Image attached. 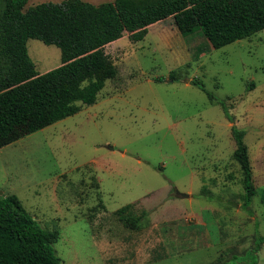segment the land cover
Wrapping results in <instances>:
<instances>
[{"label":"rangeland","instance_id":"374dc122","mask_svg":"<svg viewBox=\"0 0 264 264\" xmlns=\"http://www.w3.org/2000/svg\"><path fill=\"white\" fill-rule=\"evenodd\" d=\"M119 40L104 47L117 75L95 104L0 148V197L15 195L43 229L58 230L63 264H230L264 236V30L214 50L168 18L142 41ZM26 48L39 74L60 65L57 47ZM232 127L245 133L251 213ZM126 205L147 214L140 229L118 220Z\"/></svg>","mask_w":264,"mask_h":264},{"label":"trees","instance_id":"16d2710c","mask_svg":"<svg viewBox=\"0 0 264 264\" xmlns=\"http://www.w3.org/2000/svg\"><path fill=\"white\" fill-rule=\"evenodd\" d=\"M29 1L0 0V148L77 114L79 105L95 104L117 75L104 47L124 33L136 43L149 26L172 18L182 36L200 30L218 50L264 30V0H112L98 5L61 0L26 8ZM29 40L57 47L60 65L39 74L28 56ZM231 135L233 158L243 175L242 209L251 213L256 189L245 133L232 127ZM131 208L115 214L125 228L138 230L147 214L136 217ZM58 239V230L43 229L15 195L0 197V264H63L53 249ZM262 244L264 236L257 235L253 247L233 256L230 264H257Z\"/></svg>","mask_w":264,"mask_h":264},{"label":"water","instance_id":"95a60500","mask_svg":"<svg viewBox=\"0 0 264 264\" xmlns=\"http://www.w3.org/2000/svg\"><path fill=\"white\" fill-rule=\"evenodd\" d=\"M176 194L177 195H180L182 198H187L188 197V195H186V194H180L179 192H176Z\"/></svg>","mask_w":264,"mask_h":264},{"label":"crops","instance_id":"0c3cea01","mask_svg":"<svg viewBox=\"0 0 264 264\" xmlns=\"http://www.w3.org/2000/svg\"><path fill=\"white\" fill-rule=\"evenodd\" d=\"M120 41V40H119ZM115 42H118V40L117 41H115ZM115 42H113V43H115Z\"/></svg>","mask_w":264,"mask_h":264}]
</instances>
